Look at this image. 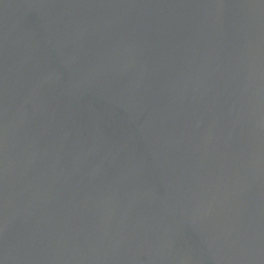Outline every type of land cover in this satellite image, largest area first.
Instances as JSON below:
<instances>
[{
	"label": "water",
	"instance_id": "1",
	"mask_svg": "<svg viewBox=\"0 0 264 264\" xmlns=\"http://www.w3.org/2000/svg\"><path fill=\"white\" fill-rule=\"evenodd\" d=\"M0 264H264V0H0Z\"/></svg>",
	"mask_w": 264,
	"mask_h": 264
}]
</instances>
